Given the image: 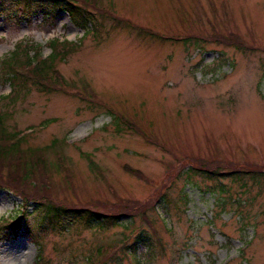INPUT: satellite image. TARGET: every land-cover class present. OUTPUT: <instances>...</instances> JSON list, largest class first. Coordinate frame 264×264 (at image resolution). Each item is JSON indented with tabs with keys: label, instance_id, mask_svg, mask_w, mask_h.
Returning <instances> with one entry per match:
<instances>
[{
	"label": "rangeland",
	"instance_id": "1",
	"mask_svg": "<svg viewBox=\"0 0 264 264\" xmlns=\"http://www.w3.org/2000/svg\"><path fill=\"white\" fill-rule=\"evenodd\" d=\"M88 7L107 16L96 12L103 29L84 38L66 11L54 20L40 11L29 22L0 15V60L14 52L24 59L30 44L48 57L54 40L69 42L52 92L28 84L10 103V84L0 78V113L8 137H24L25 158L40 161L30 154L44 150L50 180L46 191L26 190L29 197L139 212L106 231L42 233L35 201L3 189L0 227L25 212L38 236L0 230V264H35L36 241L39 264H264V179H227L222 194L200 175L186 179L189 166L264 170V0ZM6 174L0 183L13 186ZM140 231L151 235L155 255L144 244L137 258L126 250Z\"/></svg>",
	"mask_w": 264,
	"mask_h": 264
},
{
	"label": "trees",
	"instance_id": "2",
	"mask_svg": "<svg viewBox=\"0 0 264 264\" xmlns=\"http://www.w3.org/2000/svg\"><path fill=\"white\" fill-rule=\"evenodd\" d=\"M97 2L98 0H0V15H5L13 19L19 16L21 19L29 22L31 16L40 11L48 20H54L58 13L66 11L72 23L77 28L84 31V36H87L92 31L97 35L100 32V28L103 29V23L98 20V15L96 13L100 12L101 8L98 7L99 11L95 7H88L91 4L93 6L97 5ZM100 13L103 18L107 16L104 12ZM110 14L113 16L112 13ZM117 22L121 23L120 21ZM129 24L130 23H127V26H130ZM149 34L150 36H157L155 33ZM192 39L201 40V38L195 37ZM193 42L197 43V41ZM68 43L69 42L54 40L50 44L52 52L48 57H44L42 53L38 51L40 48L38 45L30 44L27 45L28 48H23L22 50V52L25 53L24 59H21L19 53L14 52L7 58L0 60V78L4 80V83L10 84L11 88L5 100H8L10 103H15L18 98L25 93L28 84L35 86L40 91L52 92V86L63 81L60 80L61 77L57 70V64L59 60H65V55L69 53V51L61 52V48H65ZM7 119V114L0 113V173L6 170L8 181L12 179L14 185L0 183V191L3 189L10 190L15 195L21 196L26 203L35 201L33 203L34 209L32 215L37 216L36 227L39 232H66L73 229H96L106 231L113 227L123 225L125 221L127 223H132L134 211L139 212L138 208H133L135 210L126 215L114 213L107 214L89 208L67 206L46 198H41L37 201L35 199L38 198L29 197L25 192L26 190L36 191L40 188L39 185L44 187L50 180L46 171V162L43 160L46 159L43 154L44 150L34 151L30 154L34 155V157L39 156L40 161L33 159L30 160V162L25 158L21 148L24 137L16 138V134L12 135V137H8L10 133H7L8 131L5 125ZM122 120L123 119L120 118L119 121ZM117 125H119L118 122ZM51 148L52 147H49V149ZM217 166L218 165L213 166L212 168L205 165H200L198 167L189 166L186 179L190 180L192 176L196 175L202 176L204 179L213 183L214 186L212 185L213 188L210 190L213 194H222L227 191L225 190V185L222 183L227 179L233 182H245L246 179H250L256 183L264 179V170L257 167L244 168L243 170H241V168H233L232 171L223 172L220 167ZM43 190L46 191V187H44ZM160 198L163 199V197ZM140 214L143 215L145 212ZM25 215L26 213L23 212L20 213V216L17 218L6 221V224L3 223L4 225H1L0 230L6 229L13 234L23 231L27 235H30L31 238L35 239V236L38 235L32 233V228L24 223L26 219ZM126 218H128V220ZM145 219L147 220V218ZM139 244H144L147 248V256L151 257L155 255L153 239L151 235H145L144 231H140L134 243L126 247V250L137 258V247ZM36 245L39 247V255L35 264H39L42 259V245L38 241H36ZM123 247L124 246L120 249H123Z\"/></svg>",
	"mask_w": 264,
	"mask_h": 264
}]
</instances>
